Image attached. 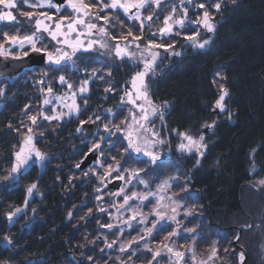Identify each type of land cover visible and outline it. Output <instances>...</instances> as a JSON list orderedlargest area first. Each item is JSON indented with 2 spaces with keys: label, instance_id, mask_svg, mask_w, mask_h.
<instances>
[{
  "label": "trees",
  "instance_id": "1",
  "mask_svg": "<svg viewBox=\"0 0 264 264\" xmlns=\"http://www.w3.org/2000/svg\"><path fill=\"white\" fill-rule=\"evenodd\" d=\"M171 1L167 2V7ZM194 8L187 11L189 21H196L200 14V9ZM220 8L212 16L215 31L208 48L199 50L185 46L184 36L171 35L165 44L181 49L180 55L167 59L166 65L151 81L154 102H168L165 123L169 133L174 129L197 133L204 124L212 123L213 126L212 133L207 136L206 154L200 163L197 165L196 155L192 154L182 160V172L188 177L184 195L187 193L186 197L197 200L200 213L209 220L205 233L218 230L217 254L209 259L213 242H202L201 239L194 245L193 242H176L175 245L185 252L186 264H193L192 253L188 251L192 246L195 248L194 264H238L232 240L239 225L248 226L251 221L238 243L244 248L246 240L249 245L246 244L244 250L255 264H262L263 255L259 250L264 240V185L259 181L264 178V0H235V3L228 0ZM164 9L167 11L166 7ZM164 9L154 8L155 15L164 17ZM13 13L18 21L23 20L15 10ZM113 18L107 26L113 36L126 35L129 29L136 36L145 35L139 32L137 22L130 23L117 13ZM3 28L0 32L15 31L12 27L10 30ZM183 30L179 33L186 35ZM150 38L152 36L146 37L145 41ZM37 68L41 72L45 70V66ZM135 69L128 71L121 65L113 72L112 81L116 85L113 92H103L100 81L94 80L90 92L84 99H79L80 111L75 121L71 124V120L63 122L59 132L45 131L36 141L37 148L47 157L43 172L39 175L33 167L20 175L17 185L4 186L0 190V262L79 264L77 259L80 258L81 264H103L102 261L106 264H148L149 261L155 264L152 254L145 260L135 244L131 243L130 248L121 252V242L112 238L110 231L105 234L100 229L101 224H107L103 223L107 216L100 212L102 204L94 188L96 180L80 177L85 168L80 167L85 155L96 158L100 151H90V144L85 139L94 138L90 132L96 129V121L107 120L102 112L104 109L118 107L123 93L121 87L128 83ZM219 75L229 93L227 109L222 113L214 107L221 90L216 84ZM30 76L29 73L26 78L17 77L5 89L0 108V174L12 161L16 149L13 146L18 143L16 129L22 121V113L33 103L29 94L35 86H31L30 81L35 79ZM77 119L85 121L80 128L75 125ZM83 129L84 137L80 134ZM253 149H256L254 156ZM104 182L107 193L111 192L104 200L116 209L119 198L116 193L122 180L105 179ZM32 184L37 187L36 195L28 203L27 211L33 214L31 221L21 214L8 225L6 213L23 205L26 190ZM202 229L197 228V232L203 233ZM131 232L134 238L137 231L131 229ZM167 232L165 230L164 234ZM6 235L12 244L4 240ZM108 244L112 247H107ZM90 256L91 260L88 259Z\"/></svg>",
  "mask_w": 264,
  "mask_h": 264
},
{
  "label": "rangeland",
  "instance_id": "2",
  "mask_svg": "<svg viewBox=\"0 0 264 264\" xmlns=\"http://www.w3.org/2000/svg\"><path fill=\"white\" fill-rule=\"evenodd\" d=\"M227 1L228 0H222L221 5ZM167 2H170V0H163V3L160 5L159 8L163 7L164 9V7H166L167 11L164 9L163 13L166 11L165 16H167L171 12L172 7L176 6L177 12H176L175 18H179L182 14L181 7L179 5V0H172L171 5L169 4L170 5L169 7H167L168 6ZM195 2L196 4H198L199 0H193L192 4L185 3L183 7L188 8L187 11H189V8L196 7ZM217 2L218 0H201V3L206 4L207 10L211 13V16H213L214 14H217L218 12L215 8L212 7V5H214ZM52 3L57 6H60L61 11L57 12L56 8H48V7L39 9L38 11L45 12L48 15L50 13L52 14V15H49L52 17V20H45V23L53 25V27H54V22L59 21L61 17H67L68 19H65L62 24V30L66 32L67 24L70 22V20L77 18V14L73 11V9L70 6L67 5V0H65V2L61 5H58L53 0H52ZM84 3L90 4L91 0H84ZM18 6L24 11H32V9L27 8V6H24V5H18ZM154 8H157V7L155 5H152L151 7L146 6L144 9L141 10V19H143L150 13L153 14V19L151 21H148V20L143 21L144 26H143L142 33H145V35H143L144 40L141 39L136 42L140 44L141 49H143L145 44L148 43L149 40L145 41L146 37L148 36H152V38L156 37L160 39L157 41L155 40V43L157 44L162 43L166 46L165 42H167L166 41L167 38H169L171 35H174L176 32H182L181 31L182 29H184L183 31H185L184 33H186V35L180 34V36H184V37L194 36L195 39L200 42H203L204 40H209L210 42L207 45H205L203 49H207L208 46L211 44L213 32H208L200 24L195 23L194 20L189 21L186 18H185V23H184L183 28L177 25L174 27L172 34L160 33L159 29L165 27L164 25L165 16L160 17V16L155 15ZM199 9H200L201 15L199 14L200 17L196 16V21L202 17V13L204 11V9H201V8ZM88 11L90 13H95L98 11V9L90 8ZM136 11L137 10L133 8L130 10L129 13L126 14L124 13L122 9L106 10L105 13H100V15L109 14L110 16L113 17L115 13H117L121 16H124L127 18L128 22L130 23L134 24V22H137L140 26L139 32L141 33V21L136 20L134 18H129V16L134 17L136 14ZM80 16L86 22L90 21L93 23H97L98 25H104L103 20H95L92 15L83 16V14L81 13ZM22 18L23 20H20L19 23L16 24L15 28H13L12 24L7 21H0V29L4 27V28H7V30H10V28L12 27L13 30L15 31L19 29L21 35L30 34L31 32L35 31L34 27L29 24L27 18L25 17H22ZM40 18L44 19V17H40ZM211 22L214 24L213 17H212ZM190 24H194V26L189 28L188 26H190ZM107 26L109 25H106V27ZM76 27H77V32L85 33L84 35H81L79 37L82 41L85 42V44L88 42V40H101L103 42H107L111 48L112 46L116 44H119L121 47H125V45L131 41V39L113 40L110 36L102 37L99 33L95 32V30H93L92 35H87V29L83 25H77ZM153 34H155L154 37H153ZM38 35H41L43 37L42 41L38 44V46H46L50 50H53V51L55 47H62V48H65V50L69 52L71 51L70 48H66V46H64L63 44L57 45L56 41H53L51 37L48 36L47 33H39ZM76 36H77L76 32L70 33L68 35V39L70 41H74L76 39ZM59 39L63 40V37H59ZM184 45L185 46L189 45L192 48L202 50L201 48L193 47L192 42L188 39H185ZM26 50H28L29 53L32 52L30 49H26ZM16 51H18V49H13V52H16ZM129 51L136 52L137 55H136L135 60H129L127 58L121 60L119 57L115 55L114 50L109 52L108 49L99 48V46L97 45L94 47L93 50H90V51H83V50L77 51L71 60L62 62L60 66H50L46 62V57L44 56L45 70L43 73L37 67L26 65L23 68L24 70L21 73H19L18 75L12 78L1 76L0 77V88L4 89V94L6 91L5 89H6L7 84L9 82H12L17 77L22 76L26 78V76L30 73L31 74L30 78L34 76L33 78L35 79V80L30 81L31 86H35V89L32 88L33 91L31 92V94H29V98L30 100H33L32 101L33 103L32 104L30 103L28 105L27 114L25 112V109L22 113V121L20 123V126H18L19 128L17 127V129H19L20 132L19 133L17 132L18 143L16 145L15 151L18 150V147L22 142V136L20 133H24L27 131L26 126L33 128L34 143L36 146V141L40 139L41 136L43 137L41 133L44 134L45 131L59 132L60 126L61 124H63V122L66 123L71 120L69 122L71 124L73 121H75L79 113L78 114L76 112L69 113V109L65 106V105L72 103L73 93L76 94L75 100H76V104L79 106L80 105L79 99H84L83 97L86 96L90 92L91 84L92 83L95 84L94 80L100 81L103 92L107 93L105 91L106 88H111L112 90L110 92H113L116 88L115 83L112 81L113 72L115 70L117 71V69H119L121 65H122V68H125L128 71H130L132 68L135 67L136 69L129 76L128 83L121 87L123 93L121 94L120 100L118 102V107L116 106L117 108L104 109L102 112L107 116V120H104L101 123H99V121H96L97 123L96 129L90 132V134H92L93 135L92 137L94 138L85 139V140H88V143L90 144L88 146H90V149L92 148L94 144L96 143L100 144V148H99L100 151H99L98 156L96 158H93L94 161L92 159V162L87 164L85 168L82 169L84 170L83 173H80L81 175L80 177L84 176V177L89 178L90 180L93 177L96 180L94 183V188L96 187L97 192H98V197L102 204L100 206V212L106 213V216H107V219H104L103 223L107 222L106 225L108 224L113 225V227L109 229L108 227H106V225L103 226L101 224L100 229H102V231H104L105 234L106 232L110 231L109 235L112 238L117 239L118 242H121V244H124L125 246H127L129 243L130 244L132 243L138 246V250L140 252L139 254L141 255V257H143L146 260L147 256H150L151 254L153 255V253L144 249L143 245L147 243L153 249L159 247L160 242H165L164 237L167 235V233L164 234V231L165 230L171 231L173 228L176 227V225L172 223L171 221H168V220L161 221L159 224H157V229L160 228V224H164L166 226L165 230L158 231L157 229H153V233L151 234V236H145V233L143 230L145 228L151 227L152 223L156 220V217L152 215V210L157 205V197L163 196L164 199L160 201V203H162L166 207L160 210L166 212L168 215L172 214L171 207L174 206L172 202H178L180 205L179 207H177L176 211H177V220L180 221L182 227L180 229L178 236L172 238L174 243L193 242L192 240L193 236H195V242H201L200 239L202 240V242H213V241L220 242V239H219L220 237L218 238L219 235H218L217 229H212L208 233H205V231H207V228H208L209 220H207V218L202 215L203 214L202 212L200 213L197 200H192L191 197H186L185 195L187 193L184 195L185 190L188 188V181H187L188 177L184 172H182L183 171L182 170L183 168L182 160H184L186 157L192 154H195L197 160L201 161V158L206 154L207 136L213 131L212 130L213 126L208 127L207 125H212V123L204 124L201 127L200 132H197V133L189 132L192 136H194L197 139L199 138L200 135L204 136L203 143L204 145H206V147L201 149V152H203V155H200L199 153L195 151H193L192 153L179 151L177 146L182 142V138L179 137L175 131H173L172 133H169L166 130L165 115L168 110V107H167V109L165 110L163 122L160 121L158 116L151 117L150 121L146 122V127H151V128H154L156 131H159L161 138L169 142L168 144L164 146L156 147V151H159L161 153L160 160H158L155 164H152L149 162V158L144 156L143 154H137V153L128 154L123 151L124 147H126L127 145V139H126V134H125V125L122 124L121 122L125 120V118H128L129 123H131L130 110L135 112L137 116H139V109L135 108L132 104H129L127 102V96L125 95V92L132 93L133 98H135V90L132 88L131 80L137 71L143 70V61L140 58V50H138L133 44L129 48ZM153 51L159 52V58L157 60L158 67L156 68L155 73L150 74L149 77H147V80L149 83V94H150L153 104L161 105L159 103H155L153 100L152 93H151V81L160 72V69H162L166 65L167 59H169L172 56H178L173 53L174 52L180 53L181 49L169 48L166 51L165 48H158V49H153ZM145 55H147V53H145ZM93 69L97 70L95 74H93ZM45 73H47V75H45ZM109 73H111V75H109ZM61 74L65 75L68 83L72 85L71 89L66 84H61L58 81L56 77H58ZM101 77L103 78L101 79ZM2 79L5 82H2L1 81ZM25 80L26 79H24L23 81ZM42 80L44 81V83H40V81ZM84 80L89 81L88 84L86 85L88 91L85 93H80L79 88L81 87L82 81ZM216 84L219 86V88H221L220 86L222 85V83H221L220 75L216 79ZM49 85L53 88V92L51 94L47 92V87ZM220 95H221V90L219 92L218 97H220ZM57 97H62L63 99L62 100L57 99ZM122 97L124 98L123 102L121 99ZM227 97L228 96H226L225 99ZM4 98H5L4 95L0 96V108L3 105L2 101ZM45 98L49 99L51 103L48 105H45L43 103V100ZM225 99L222 102L224 106H225ZM137 103H142V101H137ZM214 107L219 113L225 112L227 108V107H224V111H221L220 108L216 106V103ZM79 111H80V106H79ZM38 113H43L44 115H55L57 113H66V114L63 116L62 119L51 120V121L44 120L42 116L38 115L36 125H32L31 121L28 119V114L37 115ZM77 121L78 122H76L75 125H78L79 128L82 127L81 120L77 119ZM104 124L109 125V129L111 130V133H112L111 135H109V132L105 131ZM113 125H120L122 130L120 132H116V129L115 127H113ZM84 132L85 130L83 129L82 133H80L82 134L83 137L85 135ZM101 137H103L104 139L101 140ZM184 142L186 143V141ZM103 145H106L107 147L103 148L102 147ZM87 155H85V157ZM96 155L94 154V156ZM112 157H116V160H113ZM172 158L174 160H172ZM14 160H15V157L13 154V158H12L10 165L7 166L2 171V173L0 174V178L9 176ZM117 160H119L120 162V172L124 174V179H120L122 180L121 188L124 189V193L118 195L119 196L118 206L116 209H114L113 206L111 207V205L105 202L104 200L106 199L108 194H111V192L107 193L106 184L104 180L105 179L113 180V179L118 178V173L115 171L111 172V175L105 176V169L110 164L115 166ZM46 164H47V157L43 162H31L30 161L29 164L25 167H22L19 172L12 173L8 179H0V190L4 186L12 187L14 185H17L20 175L28 172L33 167L37 169L38 174L40 175L43 172ZM132 168H140V169H143V171L140 172L138 178H131L130 182L126 183V181L129 180V173L124 172V169H132ZM77 174L78 173H76V175ZM102 177H103V180L101 179ZM139 179H143L147 181L148 186L145 187L144 184L139 183ZM165 180H168L171 187L168 188L165 192H159L158 186L161 185V183ZM262 180H264V178L260 179V181ZM120 189L118 190L117 193L120 192ZM132 192H136L138 194L152 192V193H156V195L149 196L148 200H145V201H141L139 199L129 200L128 205L121 207V205L123 204V196L125 194L131 195ZM35 195H36V189L33 190V193L30 196L26 190L25 201L27 200V205L25 204V201H24L23 205L19 207L20 209H22L21 212L13 216L11 220H9L7 217L8 225L12 224V222L21 214L25 215V217L27 218V221H31L33 214L27 211L28 203L31 202V200H33ZM101 209H104V211H101ZM189 209L192 210L191 214L185 215V213ZM134 211L137 212L135 219L132 218ZM142 216L147 217V221L145 223L140 222ZM251 223L252 222L250 221L249 222L250 226H251ZM248 226L245 224L239 225L236 237L237 236L240 237L243 231H247L249 228ZM193 227L196 228L195 233H187L183 231L184 228H193ZM199 227L203 228L202 229L203 233L197 232V228ZM113 228H115V231H113L114 230ZM131 229L137 231L136 232L137 235L134 236V238L131 236V233H132ZM142 236H145V238L141 239ZM236 237L233 238L232 241H233V245L235 246L234 249L237 252V263L238 264H255V261H253V258H250L246 250H244V248L249 245L248 242L245 240V236L243 238V240H245L244 248L238 243L239 240H237ZM134 240L136 241V243L133 242ZM240 250H242L245 255L244 260L242 262L240 260V255H239L241 253ZM259 251L263 255L262 264H264V240L261 243V247ZM164 255L165 256H163V253H162L160 257H157L155 264L157 263L165 264L167 262L169 263L170 254L164 253ZM171 259L175 261V257H171ZM77 260H79V264H81L80 258H78ZM186 261L187 260L185 258L184 261L181 262V264H186L185 263ZM102 263L106 264L103 261Z\"/></svg>",
  "mask_w": 264,
  "mask_h": 264
},
{
  "label": "snow or ice",
  "instance_id": "3",
  "mask_svg": "<svg viewBox=\"0 0 264 264\" xmlns=\"http://www.w3.org/2000/svg\"><path fill=\"white\" fill-rule=\"evenodd\" d=\"M222 0H218L217 3L212 5L213 8H215L217 11L220 10ZM233 3H235V0H232ZM163 3V0H91L90 4H85L84 0H67V5L70 6L73 11L77 14V18L70 20V22L67 24V31L62 30V24L65 19H68L67 17H61L59 21L54 22L53 25L45 23V20H52V17L49 16L45 12L38 11L39 9H43L45 7L48 8H56L57 12L61 11V7L57 6L52 3V0H0V21H7L12 24V27L15 28L16 24L19 23L17 20V16L13 13V10H15L20 16L27 18L30 25H32L35 29V31L31 32L30 34H20L19 29H17L14 32L9 31H2L0 32V57H4L5 59L11 57L12 59L18 60L22 59L25 56L29 55V51L26 49H30L32 52L35 53H42L46 57V62L50 66H60L62 62L71 60L72 57L76 54L77 51L83 50V51H90L93 50L95 46H99V48L102 49H108L109 52L113 51L115 52V55L119 57L121 60L127 58L129 60H135L136 59V52L129 51V48L134 44V46L140 50V58L143 61V70L137 71L135 75L133 76L131 80L132 88L135 90V98H133V94L130 92H125V95L127 96V102L129 104H132L135 108L139 109V116L133 111L130 110V119L131 123H129L128 118H125L121 123L125 125V134L127 139V145L124 147L123 151L125 153L131 154V153H137V154H143L144 156L149 158V162L152 164H155L158 160H160L161 153L159 151H156L157 146H164L168 144L169 142L165 139L161 138L160 132L156 131L154 128L146 127V122L150 121L151 117L158 116L160 121H164V115L165 110L167 109L168 102L165 101L161 105L153 104L150 94H149V83L147 80V77H149L150 74H154L156 71L157 60L159 58V52L153 51V49L158 48H165L167 51L169 48L173 47L172 45L165 46L164 44H157L155 43L153 38H150L148 43L145 44L144 48H140V44L136 43L137 41L143 39L142 34L140 36H136L132 33L131 29L127 32V34H121L119 37L113 36L109 31L107 30L106 25H109L112 23L113 17L109 14L100 15V13H105L106 10H118L122 9L124 13H129L131 9L135 8L136 14L135 16H129V18H134L136 20L141 21V33L143 30L144 20L151 21L153 19V14H149L143 19H141V10L144 9L146 6L151 7L152 5H155L157 8L160 7V5ZM192 4L193 0H179V5L181 7V16L179 18L176 17L177 8L176 6H173L171 9V12L169 15L165 16L164 18V25L165 27L159 29L160 33L162 34H172L175 26H180L183 28L185 23V18L187 17V8L183 7L184 4ZM18 5H24L27 6V8L32 9V11H22L21 8ZM196 7L204 9L202 13V17L195 21V23L200 24L203 28H205L208 32H214L215 31V25L211 22L212 16L211 13L207 10V7L204 3H198L196 4ZM90 8H97L98 11L95 13H90L88 10ZM83 14V16H89L92 15L95 20H103L104 25H98L97 23L93 22H86L83 18H81L80 14ZM40 17H44V19H41ZM118 19V17H117ZM171 22V23H170ZM77 25H83L87 29V35H92L93 30L95 32L99 33L102 37L104 36H110L112 39H121V40H128V37H131V41L125 45V47H121L119 44H116L110 48L109 44L107 42H103L101 40H88V42L85 44L84 41H82L79 37L81 35H84L85 33L77 32ZM76 32L77 36L74 41H70L68 39V35L70 33ZM39 33H47L48 36L51 37L53 41H56L57 45L63 44L66 46V48H70L71 51L65 50V48L62 47H55L54 51L50 50L46 46H38V44L42 41L43 37L41 35H38ZM176 35H180L181 33L176 32ZM198 35V33H197ZM155 34H153V37ZM59 37H63V40L59 39ZM186 39L190 40L192 42L193 47H198L203 49L205 45H207L210 41L204 40L203 42H200L195 39L194 36H187ZM7 45V46H6ZM13 49H18V51L13 52ZM147 53V55H145ZM173 54L179 55L180 53L174 52ZM97 70L93 69V74H95ZM47 75V73H45ZM111 75V73H109ZM58 81L61 84H66L70 89L72 88V85L68 83L65 75L61 74L58 77H56ZM103 77H101L102 79ZM88 80L82 81L81 87L79 88L80 93H85L88 91L86 85L88 84ZM40 83H44V81H40ZM221 87V95L219 99L216 101V106L220 108L221 111H224V104L222 103L225 99V97L229 94L226 89H224L223 85ZM111 88H106V92H110ZM43 91V90H42ZM47 92L51 94L53 92V88L49 85L47 87ZM4 95V89L0 88V96ZM75 93L72 94V103L65 105L69 109V113L76 112L79 113V106L76 104L75 100ZM57 99H63L62 97H57ZM122 102L124 98L122 97ZM137 101H142V103H137ZM43 103L45 105H48L51 103V101L47 98L43 100ZM86 103V101H85ZM27 107L25 108V112L27 114ZM111 111V110H109ZM66 113H57L55 115H44L43 113H38L37 115L28 114V119L31 121L32 125H36L38 115L42 116L44 120H59L62 119L63 116ZM89 121H91V117H89ZM85 123V121H81V124ZM111 123V122H109ZM208 127H212V125H207ZM12 125L9 124V128H11ZM27 127V131L24 133H20L22 136V142L18 147V150L14 152V163L11 167L10 174L17 173L20 171L22 167H25L29 164V162H43L46 159V154L42 153L38 148H36L34 143V133L32 127ZM115 127L116 132H120L121 126L120 125H113ZM104 129L106 132H109V135H111V130L109 129L108 124H104ZM80 129H77L79 131ZM16 131L19 133L20 130L16 129ZM176 132V134L182 138V142L177 146L179 151H184L188 153H192L193 151L199 153L200 155H203V152H201L202 148H205L206 145H204V136L200 135L199 138H195L192 136L189 132H180L178 130H173ZM43 135V133H41ZM104 138L101 137V140ZM186 141V143L184 142ZM16 147L15 145L13 146ZM100 144L96 143L92 146L90 151L93 150H99ZM256 152V149L252 150V155L254 156ZM102 154V153H101ZM113 160H116V157H112ZM197 165L200 163L199 160L196 161ZM79 167V165H77ZM253 168H255V165L253 163ZM117 172L119 179H124V174L120 172V162L119 160L116 161L115 166L108 165V167L105 169V176L111 175V172ZM143 171V169L140 168H132V169H124V172L129 173V180L126 181V183L130 182L131 178H138L140 172ZM9 176L2 177L0 179H8ZM103 180V177L101 178ZM139 183L144 184L145 187L148 186L147 181L143 179H139ZM260 184L264 185V180L259 181ZM36 184H32L27 188V192L29 196L33 193V190L36 189ZM171 185L169 184L168 180H165L161 183V185L158 186L159 192H165L168 188H170ZM99 191V190H98ZM124 193V189L121 188L119 193H116V195H120ZM156 193L148 192V193H141L138 194L136 192H132L131 195L125 194L123 196V204L121 207H124L125 205H128L129 200L132 199H139L141 201L148 200L149 196H155ZM164 199L163 196L157 197V205L152 210V215L156 217V220L152 223L151 227L145 228L143 231L145 233V236H151L153 229H157V224H159L161 221H171L176 225L175 228H173L171 231L167 232V235L164 237L165 242H160V246L153 249L149 246V244L145 243L143 245L144 249H146L149 252H152V259L156 260L157 257H160L162 253L170 254V260L169 264H181L182 261L185 259V252H182L178 250L177 246L175 245L173 241V237L178 236L180 229L182 227L180 221L177 220V207H179L178 202H172L174 206L171 207V215H168L166 212L161 211L160 209L166 207L160 201ZM171 199V198H169ZM25 204L27 205V200L25 201ZM22 209L15 208L14 211L6 213L9 220L12 219L13 216H15L17 213L21 212ZM101 211H104V209H101ZM191 209H189L185 215L191 214ZM88 212L91 213L92 209H88ZM69 217L72 215L70 212ZM137 215V212H133L132 218L135 219ZM83 219V217H81ZM147 221L146 216H142L140 222L145 223ZM109 229L113 227V225L108 224L106 225ZM165 225L160 224V228L157 229L158 231L165 230ZM250 227V225L248 226ZM183 231L187 233H195L196 228H184ZM145 236H142L141 239H144ZM236 239H239V236L236 237ZM4 240L8 244H12V240L9 236H4ZM193 245L195 243V236L192 237ZM133 242H136L135 240ZM115 243V242H113ZM216 241H213L212 244V252L209 256V259H212L217 254V249L215 247ZM107 247L111 248L112 244H108ZM131 244L129 243L127 246L124 244L120 245V251L125 252L127 248H130ZM103 251V249H101ZM188 251L192 253V261L193 264L195 262V248L194 246L189 247ZM132 255H135V252L132 253ZM240 260L241 262L244 260L243 253H240ZM171 257H175V261L171 259ZM89 260L92 259V257H88ZM119 259V257H117ZM129 259H131V256H129ZM0 264H4V262H0ZM123 264V262H122ZM149 264H151V261H149ZM202 264H206V262H202Z\"/></svg>",
  "mask_w": 264,
  "mask_h": 264
},
{
  "label": "water",
  "instance_id": "4",
  "mask_svg": "<svg viewBox=\"0 0 264 264\" xmlns=\"http://www.w3.org/2000/svg\"><path fill=\"white\" fill-rule=\"evenodd\" d=\"M58 5H61L65 2V0H53ZM35 63H39L40 67L43 69L44 67V55L42 53L36 54L34 52H30L28 56L23 57L22 59H4L0 57V76H6L12 78L13 76L18 75V73L26 66V65H35ZM94 157L88 154L84 160H82L80 167H85L87 164L92 162ZM240 235V233H239ZM236 243V242H235ZM243 253L242 250H240ZM244 255V253H243ZM245 257V255H244Z\"/></svg>",
  "mask_w": 264,
  "mask_h": 264
},
{
  "label": "flooded vegetation",
  "instance_id": "5",
  "mask_svg": "<svg viewBox=\"0 0 264 264\" xmlns=\"http://www.w3.org/2000/svg\"><path fill=\"white\" fill-rule=\"evenodd\" d=\"M31 66H33V67H36V66H37V67H40V64H39V63H35V65H31ZM26 69H27V68H26ZM41 69H42V68H41ZM23 70H24V69H23ZM23 70H22V71H23ZM22 71H21V72H22ZM21 72H20V73H21ZM42 72H43V70H42Z\"/></svg>",
  "mask_w": 264,
  "mask_h": 264
},
{
  "label": "bare ground",
  "instance_id": "6",
  "mask_svg": "<svg viewBox=\"0 0 264 264\" xmlns=\"http://www.w3.org/2000/svg\"><path fill=\"white\" fill-rule=\"evenodd\" d=\"M7 46V45H6ZM35 53V52H34ZM36 54H40V53H36ZM9 59H12V58H9ZM23 70V69H22ZM21 70V71H22ZM225 88V87H224ZM226 100H227V98L225 99V107H226ZM227 109V108H226ZM226 111V110H225Z\"/></svg>",
  "mask_w": 264,
  "mask_h": 264
}]
</instances>
